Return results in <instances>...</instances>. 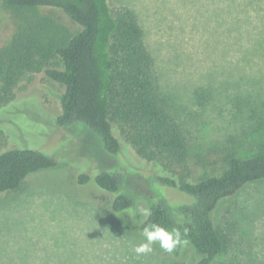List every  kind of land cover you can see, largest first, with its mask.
I'll list each match as a JSON object with an SVG mask.
<instances>
[{"label": "rangeland", "instance_id": "rangeland-1", "mask_svg": "<svg viewBox=\"0 0 264 264\" xmlns=\"http://www.w3.org/2000/svg\"><path fill=\"white\" fill-rule=\"evenodd\" d=\"M110 1L137 16L162 97L176 110L186 137L183 169L190 178L216 175L229 154L256 153L264 140V0ZM14 29L0 0V47ZM27 79L0 109V150H37L56 166L0 196V264H171L158 243L146 255L132 251L144 241L138 228L157 198L171 207L192 199L155 181L152 176L166 170L139 159L117 133L120 152L111 155L85 125L58 128L62 89L41 73ZM103 172L121 176L119 191L94 184ZM81 174L88 183L78 182ZM120 194L134 204L116 215L110 204ZM213 220L229 238L219 262L264 264V181L221 201ZM183 258L188 264L198 260L191 250Z\"/></svg>", "mask_w": 264, "mask_h": 264}, {"label": "trees", "instance_id": "trees-1", "mask_svg": "<svg viewBox=\"0 0 264 264\" xmlns=\"http://www.w3.org/2000/svg\"><path fill=\"white\" fill-rule=\"evenodd\" d=\"M1 8L10 13L15 29L0 47V109L16 99L20 82L30 74H43L62 89L58 128L85 125L111 155L119 154L121 137L139 159L166 170L152 176L155 181L192 199L171 207L157 198L139 225L140 234L152 223L178 229L188 243L172 253L164 251L171 264H185L188 250L198 256L192 264H228L219 259L228 250L229 238L215 225L213 214L221 201L264 181V140L252 156L229 154L216 175L194 181L183 169L187 142L173 114L177 112L162 97L153 56L130 8L110 0H1ZM4 138L0 130V143ZM55 166L54 158L37 150H0V196L17 192L29 175ZM173 166L180 171L174 172ZM89 180L86 174L78 177L80 184ZM93 182L115 193L122 178L103 172ZM133 204L120 194L110 209L120 215Z\"/></svg>", "mask_w": 264, "mask_h": 264}, {"label": "clouds", "instance_id": "clouds-1", "mask_svg": "<svg viewBox=\"0 0 264 264\" xmlns=\"http://www.w3.org/2000/svg\"><path fill=\"white\" fill-rule=\"evenodd\" d=\"M144 214L148 215L149 213L145 211ZM141 235L143 236L144 241L132 248V251L137 256L151 253L153 251L152 246L156 243L159 244V247L162 250L168 253H172L178 247H183L188 243L187 239L182 237V234L178 229L173 228L168 230L157 223L145 226Z\"/></svg>", "mask_w": 264, "mask_h": 264}]
</instances>
